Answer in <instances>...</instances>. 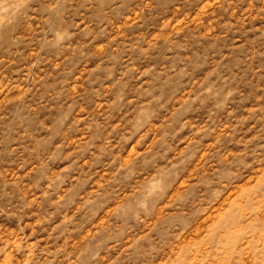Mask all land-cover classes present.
Here are the masks:
<instances>
[{
    "label": "rangeland",
    "instance_id": "rangeland-1",
    "mask_svg": "<svg viewBox=\"0 0 264 264\" xmlns=\"http://www.w3.org/2000/svg\"><path fill=\"white\" fill-rule=\"evenodd\" d=\"M0 264H264V0H0Z\"/></svg>",
    "mask_w": 264,
    "mask_h": 264
}]
</instances>
